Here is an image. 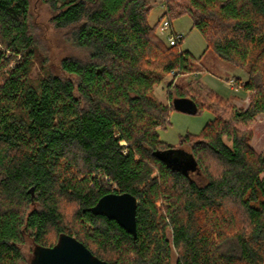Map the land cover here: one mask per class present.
Listing matches in <instances>:
<instances>
[{
  "label": "trees",
  "instance_id": "1",
  "mask_svg": "<svg viewBox=\"0 0 264 264\" xmlns=\"http://www.w3.org/2000/svg\"><path fill=\"white\" fill-rule=\"evenodd\" d=\"M41 1L80 54L32 78L30 0H0V264H29L62 233L110 264H264V145L218 114L167 144L157 130L173 100H190L191 114L206 105L170 81V107L151 95L210 50L247 74L248 105L232 117L264 112V0H164L161 16L188 15L204 37L197 59L182 36L155 35L148 0ZM110 192L136 197L135 238L90 210Z\"/></svg>",
  "mask_w": 264,
  "mask_h": 264
},
{
  "label": "rangeland",
  "instance_id": "2",
  "mask_svg": "<svg viewBox=\"0 0 264 264\" xmlns=\"http://www.w3.org/2000/svg\"><path fill=\"white\" fill-rule=\"evenodd\" d=\"M148 4L151 6L148 18L149 23L155 24V35L168 45L167 33L163 34L158 29V21L166 17L161 16L165 11L164 0H148ZM51 17L52 13L46 3L41 0H30L29 24L38 40V58L31 70L32 78L45 74L49 68H56L58 61L62 57L80 54V51L66 40L63 31L54 27ZM171 22L172 29L182 36L180 48L188 50L197 59L206 47L202 34L192 27V21L188 15L174 18ZM197 63L198 69L195 72L186 75L180 74L175 77L170 73L165 75L160 83L153 86L151 95L158 102L169 107L171 105L168 99L169 87L167 83L169 81L172 85H177L183 89L186 94L202 100L205 103L204 105H206V107H202L195 114L170 109L169 123L157 130L159 139L167 144L178 146L184 136L187 134H199L206 123L218 114L234 121L240 128L250 129L252 134L250 145L255 151L260 152L264 145V112L256 114L248 124L246 122H238L236 118L232 117L235 110L242 111L245 109L243 105L247 94L239 87V83L244 81L236 77V75H244L246 77L245 71L220 60L210 50H207ZM239 93H241V96L237 104L234 105L225 100L226 98L230 99L229 97L237 98ZM192 176L195 177L196 174L193 173ZM261 176L264 177L263 175ZM71 208L72 203H69L64 210L69 214ZM31 248L32 245L30 246L29 244L23 247V251L28 258L30 257Z\"/></svg>",
  "mask_w": 264,
  "mask_h": 264
},
{
  "label": "water",
  "instance_id": "3",
  "mask_svg": "<svg viewBox=\"0 0 264 264\" xmlns=\"http://www.w3.org/2000/svg\"><path fill=\"white\" fill-rule=\"evenodd\" d=\"M175 110L192 113L194 106L188 99H174ZM137 199L128 192H110L100 196L90 208L94 214L114 219L133 238L136 237ZM29 264H110L91 253L73 235L62 233L51 246L35 245Z\"/></svg>",
  "mask_w": 264,
  "mask_h": 264
},
{
  "label": "built area",
  "instance_id": "4",
  "mask_svg": "<svg viewBox=\"0 0 264 264\" xmlns=\"http://www.w3.org/2000/svg\"><path fill=\"white\" fill-rule=\"evenodd\" d=\"M158 29L163 34L167 33L166 39L168 45L176 44L181 38V35L172 29V22L167 17L160 19Z\"/></svg>",
  "mask_w": 264,
  "mask_h": 264
},
{
  "label": "crops",
  "instance_id": "5",
  "mask_svg": "<svg viewBox=\"0 0 264 264\" xmlns=\"http://www.w3.org/2000/svg\"><path fill=\"white\" fill-rule=\"evenodd\" d=\"M236 77H238V78H240L241 79V81H245L246 80V77H247V75H246V77L244 76V75H241V76H239V75H236ZM235 91H237V90H235ZM237 92H239V91H237ZM247 95H246V99H244L245 100V103H244V105H243V108H246L247 107V105H248V93L247 92H245ZM241 96V93H239V95H237V98H234V97H229L230 99H228V98H226L225 100H228L230 103H232V104H237L238 102H239V97Z\"/></svg>",
  "mask_w": 264,
  "mask_h": 264
},
{
  "label": "bare ground",
  "instance_id": "6",
  "mask_svg": "<svg viewBox=\"0 0 264 264\" xmlns=\"http://www.w3.org/2000/svg\"><path fill=\"white\" fill-rule=\"evenodd\" d=\"M159 22V21H158Z\"/></svg>",
  "mask_w": 264,
  "mask_h": 264
}]
</instances>
